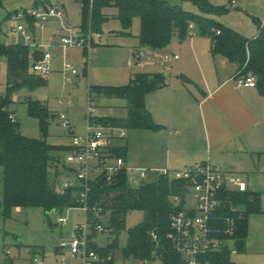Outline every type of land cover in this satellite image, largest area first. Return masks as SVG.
<instances>
[{"label":"rangeland","instance_id":"374dc122","mask_svg":"<svg viewBox=\"0 0 264 264\" xmlns=\"http://www.w3.org/2000/svg\"><path fill=\"white\" fill-rule=\"evenodd\" d=\"M208 1L215 7L226 8V11L219 14H205L191 1L166 0L168 4H177L186 11L207 15L215 22L231 28L248 39L258 35L260 23L264 22V0H234V3H231V0ZM48 3H55L63 10L64 23L73 29L75 35L87 33L88 30L84 32L82 29L80 0H0V43L30 46L33 43L51 45L43 47V50L51 54L50 70L46 75V82L35 87L28 84L21 85L14 88L12 92H9L6 84L7 58L5 55L0 56V95L9 97L8 110L17 121L20 133L34 138H40L42 134L38 120L29 114L28 103L30 100H38L48 113L46 140L56 146H68L71 141L70 132L61 125L58 115L65 113L74 127V134L83 135L86 131L89 101L95 104L98 116L125 118L127 104L125 99L106 97L95 91L89 92L90 86L125 85L129 82L132 73L137 72L161 73L167 81L175 72L173 64H168L163 60L165 53L177 54L188 67L195 69L192 59L187 57L190 42L197 40L201 44L210 43L209 36H207L209 39L202 37L196 28H190L183 39H180L174 32L170 43L161 50L140 46L137 39L140 28L139 18H133L129 34L121 33L123 27L116 16L115 7L102 9L106 17L98 27L101 40L98 42L95 39L89 47L62 48L58 45L59 38L56 31L61 22L57 18H51L44 25L34 27L32 29L34 40H27L20 31L15 30L17 25L29 29L30 20L13 18L12 14ZM137 62L142 63V66H138ZM65 64L74 68L76 74L65 72L63 70ZM120 128L124 132V137L114 142L126 146L127 165L135 166L138 163L134 162V159L137 158L139 150L149 141L145 135L148 133L144 129ZM51 154L54 157L60 156L61 163H65L66 150L60 152L55 150ZM234 158L214 154L212 164L220 165V160L223 163L222 166L220 165L221 168H225L226 163L233 161L238 165L233 170L248 169L245 161H235ZM261 159L263 161L261 167L264 169V153ZM249 175L250 178L244 177V180L249 190L261 192L260 207L264 209V173H258L255 177L251 173ZM187 197L189 203H194L192 194H188ZM1 202L2 186L0 183ZM239 207L244 208V205L239 203ZM59 215L66 217V222L62 225L57 223ZM257 215L259 213H249L247 216V230L249 232L250 225L252 238L256 239L257 247L252 248L251 251L238 253L237 245L229 244L232 251L230 260L235 264H264V221L260 220V223L256 221L254 218H257ZM83 220L84 212L77 207L53 209L47 215L41 207L37 206H14L9 214H5L3 208L0 207V264H36L33 258L42 260L43 264H62L56 246L60 240H68L75 226ZM143 221L144 212L140 209H132L125 214L124 228L116 236L106 230L98 233L96 240L99 245L106 246L116 237L117 246L113 251L115 263L161 264L158 258L143 263L139 259L124 255V248L129 241L128 231Z\"/></svg>","mask_w":264,"mask_h":264},{"label":"trees","instance_id":"16d2710c","mask_svg":"<svg viewBox=\"0 0 264 264\" xmlns=\"http://www.w3.org/2000/svg\"><path fill=\"white\" fill-rule=\"evenodd\" d=\"M198 6L205 14H219L224 7H215L208 0H188ZM82 7V29L98 32V27L106 17L102 13L105 7H115L116 16L121 22L124 34L134 17L139 18L140 28L137 39L140 46L154 50L165 48L174 32L180 39L185 38L190 25L195 26L201 35L211 39V51L235 62L241 75L251 74L255 78V87L264 97V22L256 37L248 39L229 27L223 26L207 15L195 14L184 10L177 4H168L166 0H80ZM215 30L220 33L216 34ZM43 51L31 49L26 44L6 45L0 43V56L7 58L6 84L9 92L14 88L28 84L35 87L46 82V77L28 73L30 57L39 59ZM165 85V76L154 72L132 73L127 84L121 86L95 85L89 92L95 91L106 97H118L126 100L124 119L99 116L103 125H114L131 129L159 131L162 126L156 124L145 107V95ZM9 97L0 95V183L2 202L0 207L9 214L14 206L41 207L47 215L50 210H62L77 206V188L64 194L56 189V180L67 170L60 156L54 157L53 151L70 149V146H56L46 140L48 113L38 100H30L28 111L39 123L40 138L28 137L20 133L16 120L10 118ZM116 156L126 157V146H114L111 149ZM61 163V164H60ZM182 182L156 176L151 180L132 185L127 181L125 172H120L115 180L107 182L103 175L90 181L88 203L100 209L101 222L109 227L114 236L124 228V216L132 209L144 212V221L128 231L129 241L124 248L125 257L148 261L159 259L161 264H183L182 257L167 237L169 215L173 209L171 196L180 192ZM235 203L244 205L243 218L238 222L235 234L237 252L244 251L247 234V216L258 212V195L252 192L232 195ZM98 221V219H95ZM156 235V240L151 236ZM96 235V233H94ZM116 237L97 250L101 253L114 251ZM230 251L207 255L219 264H235L230 260Z\"/></svg>","mask_w":264,"mask_h":264},{"label":"built area","instance_id":"2783aa9c","mask_svg":"<svg viewBox=\"0 0 264 264\" xmlns=\"http://www.w3.org/2000/svg\"><path fill=\"white\" fill-rule=\"evenodd\" d=\"M231 3H234V0H231ZM63 16V10L55 3L36 5L12 14L13 18L30 20L29 29H25L22 25L15 27V30L20 31L27 40H34L32 38L34 27L44 25L51 18H57L61 22L56 33L59 38L58 45L62 48L89 47L94 42V38L99 36L97 33L93 34L90 29L84 35H75L73 29L64 23ZM215 33L218 34L220 31L215 30ZM31 46L35 49L51 45L33 43ZM173 57L177 58V55ZM50 59V52L45 50L39 59L30 57L28 73L46 77L50 70ZM170 59V54L163 55L164 61ZM63 70L72 75L76 74V70L68 64L64 65ZM236 83L239 86L254 87L255 78L251 74H238ZM10 118L15 120L12 115ZM98 118L95 104L89 101L86 131L83 135H76L68 116L65 113L58 115L61 125L69 130L71 141L65 158L67 170L57 178L56 189L60 194H64L69 189L77 188L75 207L84 212L83 222L75 226L71 237L68 240H60L56 246L61 256V263L124 264L114 262L113 251L101 253L97 250L102 245L97 242L96 235L110 229L100 221L102 218L100 209L88 203L91 180L102 174L107 182H112L120 172H125L127 181L132 185L151 180L156 176L182 182L180 192L171 196L173 209L169 215L167 237L173 248L180 253L183 264H219L207 258V255L216 254L223 249H228L232 253L229 244H235L238 222L243 218L244 213V208L239 207V203L233 202L232 195L247 191L245 180L236 173L218 170L208 162L178 169L127 165L123 157L116 156L111 151L116 146L114 141L124 137L122 128L103 125L98 122ZM188 194H192L194 203L188 202ZM65 222L66 217L62 215L57 217V223L62 225ZM151 236L156 240L154 232H151ZM140 261L147 263L150 260ZM33 262L43 264L42 260L36 258H33Z\"/></svg>","mask_w":264,"mask_h":264},{"label":"crops","instance_id":"0c3cea01","mask_svg":"<svg viewBox=\"0 0 264 264\" xmlns=\"http://www.w3.org/2000/svg\"><path fill=\"white\" fill-rule=\"evenodd\" d=\"M95 39L100 42L101 35ZM35 49L44 51L43 47ZM174 55L177 54H172L167 62L173 64L175 73L165 80L164 86L145 95L146 109L162 128L156 132L144 129L149 141L139 150L134 159L138 163L135 166L178 169L208 162L218 170L236 173L243 179H249V173L253 177L264 173L261 167L264 98L257 87L237 85L239 73L236 63L223 55L213 54L211 39L209 44H201L197 40L190 42L187 57L192 59L195 69L181 61L180 56L174 58ZM137 65L142 66V63L137 62ZM214 154L245 161L248 169L233 170L238 166L233 161L221 168L223 163L220 160L221 166L212 164ZM125 161L128 163L126 157ZM247 191L258 195L259 211L254 213L259 215L254 219L260 223V220L264 221V209L260 207L261 192L249 190L248 185ZM250 229L249 225L243 252L257 247Z\"/></svg>","mask_w":264,"mask_h":264}]
</instances>
